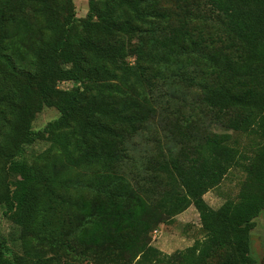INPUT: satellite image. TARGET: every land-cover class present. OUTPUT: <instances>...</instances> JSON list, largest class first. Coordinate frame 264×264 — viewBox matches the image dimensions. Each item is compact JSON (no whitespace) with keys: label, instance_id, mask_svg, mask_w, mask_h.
<instances>
[{"label":"trees","instance_id":"1","mask_svg":"<svg viewBox=\"0 0 264 264\" xmlns=\"http://www.w3.org/2000/svg\"><path fill=\"white\" fill-rule=\"evenodd\" d=\"M181 1L167 12L160 0H90L78 18L73 0H0V213L13 226L0 264H260L264 0ZM175 77L228 132L189 142L184 162L169 154L125 173L151 93ZM46 107L59 117L35 131ZM233 168L245 179L202 238L173 254L152 245Z\"/></svg>","mask_w":264,"mask_h":264},{"label":"rangeland","instance_id":"2","mask_svg":"<svg viewBox=\"0 0 264 264\" xmlns=\"http://www.w3.org/2000/svg\"><path fill=\"white\" fill-rule=\"evenodd\" d=\"M78 18H84L89 11L90 0H73ZM206 2V0H204ZM201 0H182L181 5L195 8ZM162 9H177L175 0H160ZM35 18L29 19L30 27L35 30ZM134 61V59H130ZM62 88L71 87V83L60 85ZM198 91L188 87L179 78L161 82L158 89L151 93L153 113L144 129L129 142L132 160L125 163V173L136 176L142 171L144 164H155L157 161L172 154L184 162L183 154L190 143H197L207 134L228 132L216 123L213 116L203 112L198 103ZM59 117L55 108L46 107L33 123L35 131H43L47 124ZM234 136L237 134L230 132ZM242 144L245 137H242ZM47 143H36L27 149V160L32 162L36 154L44 151ZM144 171V168H143ZM1 176V173H0ZM241 168H233L222 184L208 192L199 204H193L186 211L177 215L169 225H161L158 232L152 233V245L160 252L173 254L192 246L194 241L203 237L204 224L211 220V214L223 207L230 206L239 192L240 185L245 179ZM75 196H79L76 195ZM93 193L86 191L82 198L93 199ZM168 226V227H167ZM13 226L0 213V234L8 235ZM166 230L169 232L167 233ZM167 236V237H166ZM254 253L260 264H264V212L257 219V227L252 231ZM170 240H166L168 238ZM165 240V242H164ZM170 252V253H167Z\"/></svg>","mask_w":264,"mask_h":264},{"label":"crops","instance_id":"3","mask_svg":"<svg viewBox=\"0 0 264 264\" xmlns=\"http://www.w3.org/2000/svg\"><path fill=\"white\" fill-rule=\"evenodd\" d=\"M166 232L168 233L169 231L168 230H166ZM167 237V236H166ZM166 240H170L169 239V237L168 238H166ZM164 242H165V240H164ZM167 253H170V252H167Z\"/></svg>","mask_w":264,"mask_h":264}]
</instances>
